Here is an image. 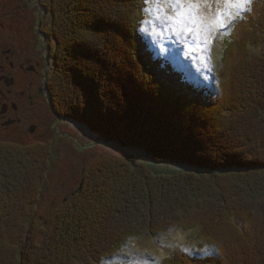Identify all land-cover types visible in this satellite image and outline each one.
Masks as SVG:
<instances>
[{"label": "trees", "instance_id": "16d2710c", "mask_svg": "<svg viewBox=\"0 0 264 264\" xmlns=\"http://www.w3.org/2000/svg\"><path fill=\"white\" fill-rule=\"evenodd\" d=\"M145 4L49 1L52 109L125 156L97 158L40 222L52 148L0 140V264H99L127 240L173 224L197 230L221 257L178 252L163 264H264L255 254L264 242V164L251 148L264 140V56L251 59L245 48L264 32V17L227 40L222 95L213 97L156 57L140 30ZM136 148L155 170L129 156ZM166 161L188 167L164 174Z\"/></svg>", "mask_w": 264, "mask_h": 264}, {"label": "rangeland", "instance_id": "374dc122", "mask_svg": "<svg viewBox=\"0 0 264 264\" xmlns=\"http://www.w3.org/2000/svg\"><path fill=\"white\" fill-rule=\"evenodd\" d=\"M148 7L149 4L146 3L140 30L146 39L151 41V49L156 56L162 57L166 62L171 60L178 70L188 72V77L191 81L198 86L209 88L215 96L221 93L220 84L222 80L219 77L223 71V61L228 58L229 48H226V42L232 30L234 29L235 33L239 35L247 31V25L251 19L256 20L257 18L258 20L260 17H264V12H262L264 10V0H252L251 10L243 13L241 25L235 27L236 24L234 25V23L237 21L235 20L226 29L214 30L207 34V43H202L194 37L193 33H185L183 36L177 37L166 20L156 19L157 15L162 17L163 12L157 13L153 9L152 13H147L146 9ZM216 8L217 5L214 2L211 8L201 4L200 15L205 20L214 19ZM164 11L168 15H175V10L172 7H166ZM249 16L250 18L248 19ZM210 35H214L212 43L217 39L216 48L209 42ZM253 39L256 40L254 41ZM245 48L247 56L250 55L251 59L263 57L264 32L261 30L253 35L250 43ZM252 103H255V101ZM246 116H248V113H246ZM44 117L48 123L45 126V132L43 131L40 136H30L29 133L25 132L22 136L23 140L17 141V143L25 145L41 143L52 148L50 170L44 184L41 200L36 206V218L40 222L49 219V213L52 208L61 205L69 199L72 192L80 186L84 173L97 158L104 154L117 157L125 156L118 147L99 144V140L92 136L82 125L66 119L54 118L53 115L51 116L47 112ZM262 124L261 126L264 127V124ZM263 130L264 128L261 127L260 133ZM12 141L15 142L14 140ZM251 148L257 155L256 162L264 164V140H260L259 147ZM140 150L137 148L131 149L129 156L133 155V160L136 163L137 161H142L149 167L152 166L153 170H155L154 165L141 155ZM174 164L176 163L166 161L160 165L159 171L164 174H172L174 170L184 171L188 167L186 164H179L180 166ZM262 220H264V217ZM161 222L170 224L172 220L171 218H164L161 219ZM197 236V230L173 224L171 228L158 238L151 235H143L141 239L127 240L114 254H112L113 252L111 254L107 253L104 256L105 258L102 255V258L100 257L102 262L99 264H163L162 260L178 252L203 257H221L219 248L199 241ZM262 243L258 242V249L255 250V254H264V242L262 241ZM259 260L264 262V258ZM244 261L246 264H258V262H251L249 259ZM223 263H228V260L223 259Z\"/></svg>", "mask_w": 264, "mask_h": 264}, {"label": "flooded vegetation", "instance_id": "af4514ba", "mask_svg": "<svg viewBox=\"0 0 264 264\" xmlns=\"http://www.w3.org/2000/svg\"><path fill=\"white\" fill-rule=\"evenodd\" d=\"M49 1L0 0V140L40 136L46 112L59 119L48 88L55 47Z\"/></svg>", "mask_w": 264, "mask_h": 264}, {"label": "snow or ice", "instance_id": "6c2138e0", "mask_svg": "<svg viewBox=\"0 0 264 264\" xmlns=\"http://www.w3.org/2000/svg\"><path fill=\"white\" fill-rule=\"evenodd\" d=\"M213 2L217 5L215 17L205 20L200 15V5L211 8ZM146 3L149 4L147 13H152L153 9L157 13L163 12V16L157 15L156 19L166 20L177 37L193 33L196 39L207 43V34L226 29L238 18L242 19L243 13L251 10L252 0H146ZM166 7H172L175 15H168L164 11Z\"/></svg>", "mask_w": 264, "mask_h": 264}]
</instances>
